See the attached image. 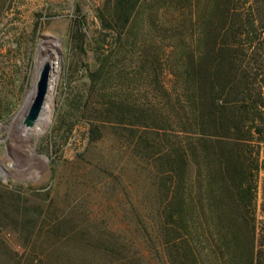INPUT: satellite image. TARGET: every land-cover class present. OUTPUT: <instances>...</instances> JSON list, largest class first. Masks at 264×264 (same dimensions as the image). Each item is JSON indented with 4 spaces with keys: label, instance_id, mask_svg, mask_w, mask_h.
<instances>
[{
    "label": "rangeland",
    "instance_id": "374dc122",
    "mask_svg": "<svg viewBox=\"0 0 264 264\" xmlns=\"http://www.w3.org/2000/svg\"><path fill=\"white\" fill-rule=\"evenodd\" d=\"M102 2L0 0V264H172L162 227L164 194L153 162L140 158L121 130L119 135L97 118L104 117L101 103L108 96L143 105L162 102L143 64L145 53L154 48L163 52L158 79L168 88L171 83L178 87L168 72L178 58L173 47L179 38L169 29L153 31L149 21L157 14L155 21L166 28L180 12L200 14L207 0H139L133 25L136 44L122 38L123 48L113 31L100 27L97 11ZM227 3L229 19L241 13L242 19L250 15L255 24L264 25V0ZM76 21L83 34L81 50L69 30ZM44 38L49 46L56 45L59 59L45 101L51 114L23 134L11 120L33 86ZM103 57V86L91 88L88 74L96 69V58ZM245 60L252 66L249 56ZM261 61L259 53L256 63ZM260 91L264 97V84ZM44 122L48 124L42 132H34ZM260 127L258 138L264 137ZM248 146L247 151H257L258 164L251 203L242 209L227 202L228 214L236 220L230 230L243 232V244L252 246V264H264V146ZM195 190L193 186L190 229L197 251L203 264H226L215 246V218L206 216L205 198L195 199Z\"/></svg>",
    "mask_w": 264,
    "mask_h": 264
},
{
    "label": "trees",
    "instance_id": "16d2710c",
    "mask_svg": "<svg viewBox=\"0 0 264 264\" xmlns=\"http://www.w3.org/2000/svg\"><path fill=\"white\" fill-rule=\"evenodd\" d=\"M228 1L207 0L200 14L191 9L180 12L166 28L155 21V14L149 21L151 29H169L179 38L177 47H173L178 49V58L173 67L170 62L168 72L178 87L171 83L168 88L158 79L163 52L154 48L145 53L143 64L151 73L153 90L162 102L143 105L108 96L101 103L104 117L97 118L114 126L118 134L121 130V136L129 140L135 153L153 162L154 176L164 194L160 205L162 227L172 264H203L196 247L197 237L190 229L193 186L194 198H205L206 216L215 218V246L226 264L253 261L252 246L243 244V232L230 230L236 220L229 216L227 202L234 201L242 209L250 206L258 164L257 151L247 148L252 143L264 146V137H257L263 132L260 126H264V97L260 91L264 63H256L259 53L264 56V25L255 24L250 15L242 19L241 13L229 19ZM138 2L103 0L97 11L101 29L115 33L119 48L124 47L122 38L128 45L136 44L133 25ZM178 16H182V22ZM69 30L81 50L80 23H71ZM186 35L191 37L189 42ZM253 42L256 47H250ZM246 56L253 61L252 66ZM105 59L96 58L97 67L88 74L91 88L103 86L100 74L104 76L101 72ZM108 68L106 73L110 72ZM235 217L243 219L240 214Z\"/></svg>",
    "mask_w": 264,
    "mask_h": 264
},
{
    "label": "water",
    "instance_id": "95a60500",
    "mask_svg": "<svg viewBox=\"0 0 264 264\" xmlns=\"http://www.w3.org/2000/svg\"><path fill=\"white\" fill-rule=\"evenodd\" d=\"M51 39L57 42L56 39ZM51 72L52 69L48 62H43L39 66L29 100L24 103V106L11 120L14 122L15 131L28 134V130L37 124L49 92Z\"/></svg>",
    "mask_w": 264,
    "mask_h": 264
},
{
    "label": "bare ground",
    "instance_id": "6f19581e",
    "mask_svg": "<svg viewBox=\"0 0 264 264\" xmlns=\"http://www.w3.org/2000/svg\"><path fill=\"white\" fill-rule=\"evenodd\" d=\"M47 40H48L47 38H44L43 41H41L39 44V50H38V56L39 57H38V59L40 58V63H38L39 64L38 66H40L43 62H48L50 64L51 69L53 71V75H54V78L52 79V83L54 84L55 79L57 78L56 69L58 68L57 65H58L59 59H58L57 54H56V47H55L56 45L49 46ZM44 55H45V57L42 58V56H44ZM36 69H37V67H36ZM32 88H33V86L31 87V89L29 90V92L26 96V101L29 100V98L32 94ZM50 114H51V111H50L49 104L44 103L40 117H50ZM42 120L44 121V119H42ZM47 124L48 123H46V122H44L42 125L40 124L37 128L34 129V132L39 134L40 132H42V130L45 128V125H47ZM29 131H31V130H29Z\"/></svg>",
    "mask_w": 264,
    "mask_h": 264
}]
</instances>
